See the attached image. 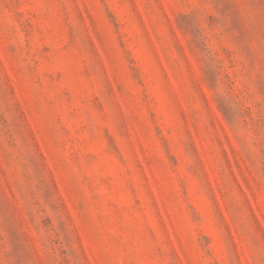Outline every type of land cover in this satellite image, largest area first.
Returning <instances> with one entry per match:
<instances>
[{
    "label": "rangeland",
    "instance_id": "374dc122",
    "mask_svg": "<svg viewBox=\"0 0 264 264\" xmlns=\"http://www.w3.org/2000/svg\"><path fill=\"white\" fill-rule=\"evenodd\" d=\"M0 264H264V0H0Z\"/></svg>",
    "mask_w": 264,
    "mask_h": 264
}]
</instances>
